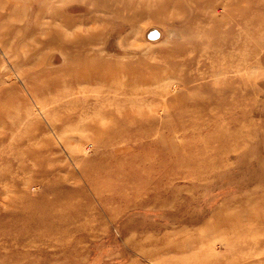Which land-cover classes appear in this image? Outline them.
<instances>
[{
  "label": "rangeland",
  "instance_id": "rangeland-1",
  "mask_svg": "<svg viewBox=\"0 0 264 264\" xmlns=\"http://www.w3.org/2000/svg\"><path fill=\"white\" fill-rule=\"evenodd\" d=\"M0 264H264V0H0Z\"/></svg>",
  "mask_w": 264,
  "mask_h": 264
},
{
  "label": "bare ground",
  "instance_id": "bare-ground-1",
  "mask_svg": "<svg viewBox=\"0 0 264 264\" xmlns=\"http://www.w3.org/2000/svg\"><path fill=\"white\" fill-rule=\"evenodd\" d=\"M248 26H249V25H248ZM97 68H99V66H98ZM97 68H96V69H97ZM97 70H99V69H97ZM212 72H213V71H212ZM212 100H213V99H212ZM222 100H223V99H222ZM219 101H220V100H219ZM24 210H25V209H24ZM24 210H23V211H24ZM26 212H27V211H26ZM39 220H40V219H39Z\"/></svg>",
  "mask_w": 264,
  "mask_h": 264
}]
</instances>
